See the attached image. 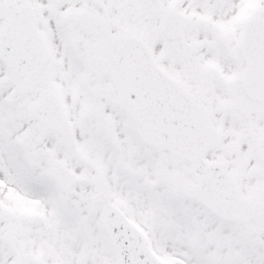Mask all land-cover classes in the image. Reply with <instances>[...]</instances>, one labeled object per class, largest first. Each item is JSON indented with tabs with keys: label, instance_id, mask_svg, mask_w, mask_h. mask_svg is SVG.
<instances>
[{
	"label": "snow or ice",
	"instance_id": "6c2138e0",
	"mask_svg": "<svg viewBox=\"0 0 264 264\" xmlns=\"http://www.w3.org/2000/svg\"><path fill=\"white\" fill-rule=\"evenodd\" d=\"M0 264H264V0H0Z\"/></svg>",
	"mask_w": 264,
	"mask_h": 264
}]
</instances>
